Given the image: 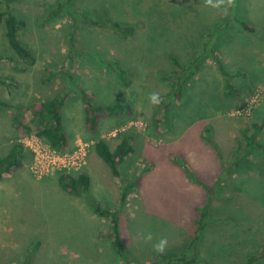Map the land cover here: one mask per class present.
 <instances>
[{"label": "rangeland", "instance_id": "obj_1", "mask_svg": "<svg viewBox=\"0 0 264 264\" xmlns=\"http://www.w3.org/2000/svg\"><path fill=\"white\" fill-rule=\"evenodd\" d=\"M236 7L238 18L254 31L244 29L234 14L228 27L215 30L226 13L205 6L204 0H0V11L9 8L27 21L23 39L37 57L34 65H22L0 23V78L16 82L0 85V99L20 106L16 113L24 125L21 132L13 119L15 110L0 107V157L16 141L41 137L32 104L24 102L53 97L66 82L69 93L78 94L74 99L82 101L87 91L94 104L127 103L133 108L132 113L105 117L96 135L59 150L72 153L81 142L89 143L86 164L73 173L84 172L88 165L93 176L88 194L65 190L60 169L39 177L32 159L0 180V264H121L111 221L94 212L89 196L118 210L120 234L133 263H167L152 247L161 237L167 238L166 252L191 259L195 252L188 246L199 208L218 193L221 199L211 200L215 206L225 196L233 204L220 206L226 217L200 237V253L192 264H264V169H249L253 162L245 159L230 179L225 174L241 157L235 150L244 141L242 128L252 131L253 121L263 124L259 140L264 143V0H236ZM107 16L133 25L135 34L120 37L109 26L86 21ZM212 38L232 75V91L214 59L208 58L185 84L182 97H170L172 82L162 75L171 71L172 55L187 65ZM151 92L163 98L159 106L149 102ZM74 99L65 109V123L81 129V102ZM247 105L250 113H241ZM208 126L218 154L205 139ZM125 133L131 135L135 151L116 177L92 150L100 138L114 150ZM253 159L264 166V151L255 150ZM184 163L201 184L189 177ZM138 176V185L120 204L122 181ZM147 233L153 234L151 242L143 239Z\"/></svg>", "mask_w": 264, "mask_h": 264}, {"label": "trees", "instance_id": "obj_2", "mask_svg": "<svg viewBox=\"0 0 264 264\" xmlns=\"http://www.w3.org/2000/svg\"><path fill=\"white\" fill-rule=\"evenodd\" d=\"M4 1H6L7 4H10L17 0H4ZM57 10L59 11V9ZM57 10H55V13ZM237 11H238L237 7L235 8L230 7L228 9V12L224 16L225 18L223 19V21H220L217 24H215L214 29L220 30L222 28L228 27L232 19L231 15L234 14L236 20L244 29L249 31H254L255 27L253 25H251L249 22H246L238 18ZM76 13H77L76 10H74L73 13L70 12L73 19L76 18L75 17ZM86 21L92 25L102 24L103 26H109L116 32L117 35L124 38L134 35L136 31L133 25L122 24L117 20H113L109 16L99 20L87 19ZM0 23H2L4 26L5 29L4 35L6 37L8 44L18 55L21 64L26 65L28 67L34 65L37 61V57L34 51L31 49V47L23 39V31L26 29L28 24L25 18L17 15L11 9L7 8L5 11H0ZM209 39L202 44V47L205 48V51L207 47L209 48V50L206 52L203 51L199 53L198 56L196 55L195 58L192 59L190 63L187 65L180 63L179 59L176 56L172 55L173 67L171 71L164 72L162 77L172 82L173 89L172 92L169 94V96L172 97L173 99L175 98V100H178L182 97L183 88L185 84L197 72L200 63L208 58L214 59L219 69L223 73V75L227 78L229 84L232 75L225 68L223 61L217 55L216 52L217 47L214 44L216 38L214 40L213 38L211 40ZM209 41L213 42V45L209 44ZM202 47H200V49ZM0 58L2 57L0 56ZM116 68L118 69L119 73L121 74L124 73L122 67H120L119 65H117ZM53 70L54 69H49L48 71H53ZM67 73H68V77L72 76L70 72ZM46 79H50V78L47 77ZM15 83L16 82L13 80L8 82L5 80V78L3 79L0 78V85L3 84L7 86H12ZM128 83L129 81H127V84ZM229 86L231 87V91H232L233 86L230 84ZM68 94H69L68 90H62V91L58 90L54 94V96L51 97L50 99L38 101L30 106V109L32 110L34 116H36L37 123L41 127V129L38 132L39 135L42 136L47 142H49L52 147L59 150H64L68 145V139L62 120V106ZM82 97L86 105V122L89 130L93 132L96 131L103 117L112 116V115H121V114L133 112L132 106L127 103L113 104V105L94 104L93 97L87 91L82 92ZM167 100L169 99L167 98ZM0 107L13 108L15 110L13 119L15 122L19 123L17 128L20 130L24 127V125H22L23 124L22 121H20L21 116L16 113L17 112L16 107L20 109V106L14 105L9 101L0 99ZM252 128H253L252 131L249 127L242 128L244 141H240L235 150V152L238 151L241 157L239 158V160L234 161L233 162L234 166H230L229 169L227 170V173H225L229 176V179L233 176V173L237 171L238 167L241 166L240 165L241 162L245 159L246 161L251 160L253 162V164H248L249 169L254 168V166L256 167L258 166L261 170L264 169L262 168L264 166H261V164H256L259 162H256L253 159L255 150L261 149L264 151V143L261 142V140H259V135L262 132L263 124L260 125L258 122L253 121ZM205 139L211 144V146H213L214 150L217 153L218 150L216 149V145H214L210 126L207 127V133L205 135ZM95 146L99 155L111 167L113 174L116 177H121L122 163L125 161L127 157L134 154L135 151V148L132 143L131 135L125 133L120 143L117 145V147L114 150L111 149L108 142L103 138L98 139L96 141ZM28 155L31 156L32 158L31 150L23 142L16 141L10 148V151L5 156L0 157V180L3 178L5 173H12L17 169L21 168L26 158H28ZM184 168L186 173L195 183L201 184L199 180L196 178L195 172L192 171V169L186 163H184ZM59 183L65 190L71 193L78 195L84 193L88 194L91 188V177L85 172H80L77 175L61 172L59 176ZM138 183H139V176L136 177L134 180L128 182L122 181L123 191L119 202L120 204H124L126 202L127 197L133 191L134 187L138 185ZM231 189L234 190V187H231ZM232 194L234 197L236 196L235 193ZM215 198L221 199V194L218 193V194L210 195L209 199L207 200V203L199 208L200 216L197 219V229L195 235L190 240V244L188 246V249L190 251L192 250V253L195 252L194 255L195 257L192 256L191 259L186 260L188 256L187 254L182 253V255L179 256L172 251H167L166 254H162V255L159 254L162 259H164V257L168 258V262L164 264H169L173 260L186 261L187 264H192L195 261L194 259L197 258L196 252L200 253L199 251L200 237L203 236V234L206 233L209 229H212L214 226H216V224L222 223V221L226 217L225 215H223L224 212L220 211L221 210L220 206H226V203L228 202L229 204H233L232 197L225 196L222 197L224 198L222 204L220 206H215L213 203H211L212 202L211 200ZM89 199H90V203L94 208V211L97 214L110 219L111 221L112 231H113L112 244L115 247L116 253L119 255V257L122 260L121 264H136L133 263V261L130 259V256L128 254L129 252L128 248L126 247L121 237L118 210L115 208L109 209L103 207L101 202L95 200L92 196H89ZM158 260H154V261L152 260L147 264H157ZM252 261L253 258L249 260L248 263ZM140 264H146V263H140Z\"/></svg>", "mask_w": 264, "mask_h": 264}, {"label": "built area", "instance_id": "obj_3", "mask_svg": "<svg viewBox=\"0 0 264 264\" xmlns=\"http://www.w3.org/2000/svg\"><path fill=\"white\" fill-rule=\"evenodd\" d=\"M248 105L239 111L243 114H249L250 107ZM41 137L32 135L24 141V144L32 152L33 170L39 177L46 175L53 169H60L62 172L73 175L86 164L88 142H81L79 148L72 153L62 154L49 142L46 140L44 142Z\"/></svg>", "mask_w": 264, "mask_h": 264}, {"label": "crops", "instance_id": "obj_4", "mask_svg": "<svg viewBox=\"0 0 264 264\" xmlns=\"http://www.w3.org/2000/svg\"><path fill=\"white\" fill-rule=\"evenodd\" d=\"M69 79V78H68ZM67 84H66V87L65 88H67V90L69 89L68 87H69V85H68V82H66ZM65 88L63 87L62 88V90H65ZM68 92H69V90H68ZM77 95L78 94H76V93H74V92H72V93H69L68 95H67V98H66V100H65V102H64V104H63V106H62V120H63V125H64V128H65V132H66V135H67V139H68V145L67 146H72L73 144H75L76 143V141L79 139V138H86V137H91V136H94V135H96L97 134V132L100 130V129H96V131H90L89 130V128H88V125H87V122H86V105H85V102L82 100V101H80V100H78V98L77 99H74L75 97H77ZM53 96V95H52ZM34 97H36V96H34ZM51 98V96H49L48 98H44V99H41V98H33L32 97V99H29L28 100V103L27 102H24L26 105H30V104H33V103H36L37 101H43V100H47V99H50ZM36 100V102H34L33 100ZM71 99H74L75 100V104H77V103H79L80 104V102H81V115H82V119L84 120V125H85V127L81 124V129L79 128V127H73L72 125H68V124H66L65 123V109L66 108H68L69 106H70V104H69V101L71 100ZM80 101V102H79ZM66 106V107H65ZM75 111V110H74ZM112 116H115V115H112ZM105 117H111V116H105ZM105 117H103L102 119H101V121L105 118ZM101 121H100V123H101ZM99 123V124H100ZM99 126V125H98ZM70 127V128H69ZM24 128V127H23ZM20 129V131L21 132H23L22 130H24V129ZM98 128V127H97ZM120 143V141L119 142H117L116 143V145H115V147H117V145ZM109 144V143H108ZM110 145V144H109ZM12 147V146H11ZM111 147V146H110ZM112 149V148H111ZM113 150V149H112ZM9 151H10V149H9ZM8 151V152H9ZM7 152V153H8ZM6 153V154H7ZM92 153H96L97 155L99 154L98 152H97V149H96V146H95V149L94 150H92ZM5 154V155H6ZM4 155V156H5ZM31 156H29L28 155V158H26V160L24 161V163L25 164H28L30 161H31ZM85 173H87L90 177H91V184H92V179H93V176H92V173L90 172V168H88V165L86 166V168L83 170ZM59 174H61V173H59ZM59 174H58V178H59ZM5 177H7V173H5L4 174V176H3V178L1 179V180H3V179H5ZM95 212V211H94Z\"/></svg>", "mask_w": 264, "mask_h": 264}, {"label": "clouds", "instance_id": "obj_5", "mask_svg": "<svg viewBox=\"0 0 264 264\" xmlns=\"http://www.w3.org/2000/svg\"><path fill=\"white\" fill-rule=\"evenodd\" d=\"M204 4L207 7L221 10L224 13L228 12V9L236 7V0H204ZM149 102L153 106H159L163 102V98L161 97L159 92H151L148 96ZM143 239L146 242H151L154 237L152 233H147L143 235ZM168 241L166 237H161L158 239L153 245V250L158 254H164L167 250Z\"/></svg>", "mask_w": 264, "mask_h": 264}]
</instances>
